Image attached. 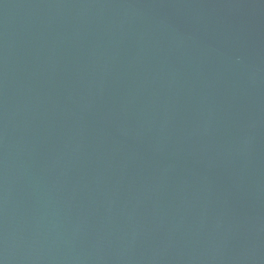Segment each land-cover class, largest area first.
Listing matches in <instances>:
<instances>
[{
  "label": "water",
  "instance_id": "95a60500",
  "mask_svg": "<svg viewBox=\"0 0 264 264\" xmlns=\"http://www.w3.org/2000/svg\"><path fill=\"white\" fill-rule=\"evenodd\" d=\"M0 264H264V0H0Z\"/></svg>",
  "mask_w": 264,
  "mask_h": 264
}]
</instances>
